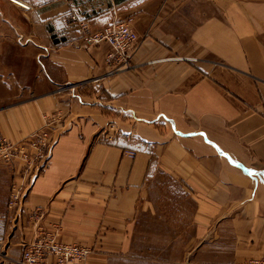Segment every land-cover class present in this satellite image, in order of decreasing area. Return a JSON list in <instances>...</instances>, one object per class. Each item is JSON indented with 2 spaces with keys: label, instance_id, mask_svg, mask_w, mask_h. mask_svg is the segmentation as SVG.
<instances>
[{
  "label": "crops",
  "instance_id": "obj_1",
  "mask_svg": "<svg viewBox=\"0 0 264 264\" xmlns=\"http://www.w3.org/2000/svg\"><path fill=\"white\" fill-rule=\"evenodd\" d=\"M128 17V69L110 71L106 46L79 48L84 27ZM45 117L44 166L0 164V264L44 238L88 248L79 264L264 254L262 4L0 0V137L22 142Z\"/></svg>",
  "mask_w": 264,
  "mask_h": 264
},
{
  "label": "built area",
  "instance_id": "obj_2",
  "mask_svg": "<svg viewBox=\"0 0 264 264\" xmlns=\"http://www.w3.org/2000/svg\"><path fill=\"white\" fill-rule=\"evenodd\" d=\"M24 5V6H23ZM21 7L29 10V6ZM75 20V18H72ZM133 18L114 20L111 23L94 30L84 27L79 41V48L89 51L101 46L107 47L106 60L111 72L126 70L130 66L140 38L132 29ZM55 119L45 117L43 127L29 135L19 143H12L0 137V164H12L15 160L24 163L26 171L43 167L47 151L52 144L51 133ZM130 158L135 152H124ZM22 201V190L14 187L10 193L8 206L17 208ZM91 251L79 245H64L52 238L38 239L27 244L22 252L20 264H79L84 263ZM243 264H264V254L258 258L245 261Z\"/></svg>",
  "mask_w": 264,
  "mask_h": 264
},
{
  "label": "rangeland",
  "instance_id": "obj_3",
  "mask_svg": "<svg viewBox=\"0 0 264 264\" xmlns=\"http://www.w3.org/2000/svg\"><path fill=\"white\" fill-rule=\"evenodd\" d=\"M230 1L234 2V0H230ZM235 1H238V0H235ZM239 1L246 2V3H258V4H262L264 6V0H239ZM98 2H102V0H99V1L98 0H94V3L97 4ZM220 2H221V0H220ZM29 9H30V6H29Z\"/></svg>",
  "mask_w": 264,
  "mask_h": 264
},
{
  "label": "bare ground",
  "instance_id": "obj_4",
  "mask_svg": "<svg viewBox=\"0 0 264 264\" xmlns=\"http://www.w3.org/2000/svg\"><path fill=\"white\" fill-rule=\"evenodd\" d=\"M24 6V5H23Z\"/></svg>",
  "mask_w": 264,
  "mask_h": 264
}]
</instances>
